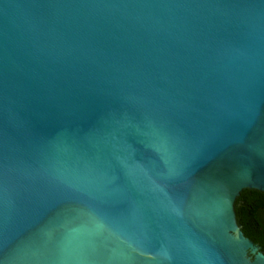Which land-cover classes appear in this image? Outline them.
<instances>
[{"label": "water", "instance_id": "obj_1", "mask_svg": "<svg viewBox=\"0 0 264 264\" xmlns=\"http://www.w3.org/2000/svg\"><path fill=\"white\" fill-rule=\"evenodd\" d=\"M264 0H0V264H264Z\"/></svg>", "mask_w": 264, "mask_h": 264}, {"label": "trees", "instance_id": "obj_2", "mask_svg": "<svg viewBox=\"0 0 264 264\" xmlns=\"http://www.w3.org/2000/svg\"><path fill=\"white\" fill-rule=\"evenodd\" d=\"M234 210L244 236L264 254V194L243 189L235 200Z\"/></svg>", "mask_w": 264, "mask_h": 264}]
</instances>
